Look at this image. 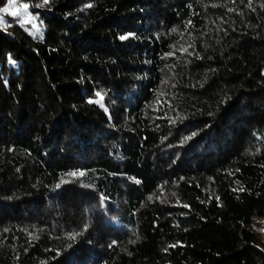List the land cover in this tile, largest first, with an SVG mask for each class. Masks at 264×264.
Instances as JSON below:
<instances>
[{
    "label": "trees",
    "instance_id": "obj_1",
    "mask_svg": "<svg viewBox=\"0 0 264 264\" xmlns=\"http://www.w3.org/2000/svg\"><path fill=\"white\" fill-rule=\"evenodd\" d=\"M0 16V264H264V0Z\"/></svg>",
    "mask_w": 264,
    "mask_h": 264
},
{
    "label": "snow or ice",
    "instance_id": "obj_2",
    "mask_svg": "<svg viewBox=\"0 0 264 264\" xmlns=\"http://www.w3.org/2000/svg\"><path fill=\"white\" fill-rule=\"evenodd\" d=\"M44 3H47V0H44ZM38 6H42V5H38ZM249 6H251V5H249ZM14 7H15V0H9V6L5 7V8H0V13H8ZM26 7H27V5H24V8H26ZM16 14H17L16 12H14V11L12 12L13 16H15ZM0 23H3L2 16H0ZM122 38H126V37H122ZM97 95H99V93ZM70 175H76V173H71ZM81 175H82V173H81Z\"/></svg>",
    "mask_w": 264,
    "mask_h": 264
},
{
    "label": "rangeland",
    "instance_id": "obj_3",
    "mask_svg": "<svg viewBox=\"0 0 264 264\" xmlns=\"http://www.w3.org/2000/svg\"><path fill=\"white\" fill-rule=\"evenodd\" d=\"M17 13V11H15ZM25 15H28L27 13H25Z\"/></svg>",
    "mask_w": 264,
    "mask_h": 264
}]
</instances>
